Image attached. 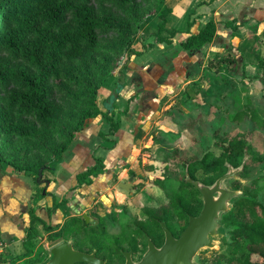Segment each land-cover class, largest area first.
Segmentation results:
<instances>
[{
	"label": "trees",
	"instance_id": "1",
	"mask_svg": "<svg viewBox=\"0 0 264 264\" xmlns=\"http://www.w3.org/2000/svg\"><path fill=\"white\" fill-rule=\"evenodd\" d=\"M172 12L170 0H0V166L12 167L33 177L36 183L48 181L44 172L62 158L86 125L101 114L97 98L114 74L119 58L140 54L131 45L142 23L151 16L159 17L156 43H173L181 31L167 29ZM224 24L234 34L239 33L235 20ZM164 32L170 35L165 36ZM189 33L181 42L182 48L199 50L214 40L217 25L210 20L197 33ZM237 66L234 56L225 57L224 52H218L208 60L206 69L222 74L225 70L235 72ZM191 86L193 93L203 96L207 106H219L211 101L212 95H226L223 88L213 86L210 95L199 82ZM184 96L190 97L188 92ZM187 99L183 100L186 106ZM133 101L134 98L129 100V107ZM177 109L181 110L179 106ZM247 116L255 127L264 129V118L257 110L227 113L232 121L241 122ZM170 117L178 131H190L192 149L201 147L194 125ZM105 118L110 129L102 135L108 143L104 148L113 149L117 142L107 135H115L120 122L112 111ZM250 132L231 135L214 129L215 139L220 140L219 155L202 148L191 156L170 149L167 160L181 168L184 176L178 180L165 177L159 182L169 204L143 206L144 215L153 222L141 223L137 236L145 240L147 229L160 246L164 242L160 222H165L176 237L183 232L189 218L198 216L203 207L199 189L189 182V179L200 182L196 177L199 171L207 175L203 185L213 186L230 172V167L243 168L246 178L251 177L250 169L264 167V153L255 150ZM155 139V145L163 150L167 144L165 137L158 135ZM105 170L104 159L97 158L95 166L77 176V186L92 184L93 178ZM234 184L233 191H242V195L233 198L229 211L224 213L229 214L225 225L231 229L232 254L218 255L213 264H264V175L246 185L240 180ZM137 199L134 201L140 200ZM126 206L127 203L123 208ZM177 218L185 221L182 227H178ZM74 220L69 219L60 233L50 235L52 245L69 241L74 232L70 224ZM81 220L84 223L78 227L83 232L76 234L86 241V223ZM35 259L30 258V264H37Z\"/></svg>",
	"mask_w": 264,
	"mask_h": 264
},
{
	"label": "rangeland",
	"instance_id": "2",
	"mask_svg": "<svg viewBox=\"0 0 264 264\" xmlns=\"http://www.w3.org/2000/svg\"><path fill=\"white\" fill-rule=\"evenodd\" d=\"M200 1L204 0H170V5L175 11L169 27H179L181 31L172 44L156 43L155 34L161 20L157 16H151L142 23L131 45V48L140 54H125L119 58L114 74L104 84L97 98L101 114L91 120L88 126L91 129L84 131L83 140L80 142L83 147L74 150L79 145L74 146L70 152L71 156L75 151L78 152L81 162H78V169L71 171L73 174L67 177V180H70L69 183H75V172H81L91 164L94 165L100 157L106 161L105 175L96 178L94 185L89 189H70L67 192L62 191L59 197L56 196L59 203L54 208L55 214L52 218L47 215L51 229H44L46 233L43 232L37 251L32 252L35 254L31 258L32 261L36 258L34 261L42 264L51 258V255L43 252L44 248H53V239L47 236L48 233L58 231L65 220L68 223L69 217L74 215L79 219L70 224L75 233L83 232V229L78 227L84 223L81 220L83 215L94 219L89 222L83 217L88 234L86 242L90 245L104 241L112 248L117 243L120 245L126 242L124 237L128 231L123 224V217L144 218L142 207L147 203L156 207L167 206L169 198L160 183L165 177L178 180L184 176L181 168L167 160L166 153L170 149H179L183 154L191 156L200 153L202 148L219 155L220 140L214 137V129H219L231 135L252 131L250 142L258 153H264V129L255 127L249 116L241 122L232 121L227 117L228 112L254 109L264 118V82L261 80L264 79V1L255 0L256 2L248 4L245 0H205L208 4L205 6H201ZM209 20L215 21L217 25L214 40L199 50L185 51L181 42L190 35L189 32L197 33ZM226 20L236 21L239 25L238 34L226 27ZM163 35L170 34L164 32ZM218 52H224L225 57L236 58L238 66L235 72L225 70L222 74H217L206 69L208 60L214 58ZM122 74L125 75V82L118 87ZM198 82L210 95L214 87L225 90L224 97L212 95L211 101L219 104L218 107L207 106L208 103L202 95L193 93L191 85ZM185 92L190 95L188 99L183 97ZM133 97L135 100L129 111H126L129 108V100ZM184 99L189 101L188 106L183 102ZM177 106L181 110H178ZM111 111L115 113V120L120 122L121 126L116 133L118 136L115 135L117 146L102 156L99 150L101 144L106 143L102 136L103 131H109V127L106 128L105 115ZM170 116H175V119L181 122L188 120L185 125H194V129L199 132L201 147L192 149L190 131H178ZM190 118L193 119L191 122ZM158 135L164 136L167 142L163 145V150L155 145V137ZM50 166L51 168L44 172L45 179L66 180L64 172L60 170L61 174L56 171V164ZM242 171L243 168L231 169V176L221 182V187L234 190L236 180L246 185L253 178L264 175V167L250 169V178L244 177ZM196 177L203 184L207 175L199 171ZM121 184H131L134 189L132 196L135 195V198H131L128 189ZM199 197L203 201V197ZM134 199L138 201L135 202ZM125 201L135 206H128V210H123ZM124 211L130 213L128 217ZM228 215L221 214L218 235L212 237L215 247L201 250L194 259L196 264H213L218 255L232 254L231 229L225 225ZM101 216L104 221L99 222ZM176 221L178 227L185 224L181 218ZM117 229H120V232L116 233ZM4 254L2 264L5 262ZM105 256L108 257L107 254ZM6 260L11 264H30L29 260L23 262L18 252L14 257L7 256Z\"/></svg>",
	"mask_w": 264,
	"mask_h": 264
},
{
	"label": "crops",
	"instance_id": "3",
	"mask_svg": "<svg viewBox=\"0 0 264 264\" xmlns=\"http://www.w3.org/2000/svg\"><path fill=\"white\" fill-rule=\"evenodd\" d=\"M214 1L215 0H210V2ZM252 1L256 2L255 0H245V2L248 4ZM262 1L264 0H258V2ZM200 4L201 6L208 5L205 3V0L200 1ZM171 7L173 12L169 16L167 27L170 30H179V27H169V25H171L170 20L175 11L174 7ZM173 26H175V24ZM129 109L130 107L127 108L126 111H129ZM90 124L91 121L86 125L84 130L79 133L78 138L71 144L62 158L53 163L54 165L56 164V167L58 168L56 169L57 172H60V170L64 172V178L66 180H61L58 178L57 181L48 180V184L46 182L36 183L33 177L19 173L12 167L0 166V235L5 243L4 264H11V262L7 261L6 258L7 256H16V252H18L20 257L23 258V262L34 257L35 254L32 252H36L37 248L41 245L39 240L42 238L44 233H46L44 232L45 226H49L51 229L52 225L47 222V215L51 218L54 216V208L59 203V201H57V197L61 195L62 191L67 192L70 189H76L77 191L79 189H89L94 185V180L96 178L105 175V173H103L94 177L93 183L90 185L82 184L79 187L77 186V176L95 166V161L94 165L91 164L85 170L77 173L75 172V176L73 177V181H75V183H69L70 180H67V177H71V174H73L72 172L78 169V162H81V157L79 156L78 152L75 151L73 156L70 155V152L74 146L79 145L78 147H75L74 150H77L79 147H83L80 142L83 140L82 137L85 134L84 131H86V129H91L90 127L88 128ZM107 126L110 129L109 123L106 124V128ZM118 131L116 133H118ZM103 132V134H108L109 131L104 130ZM115 135L116 137L118 136V134ZM115 135H113L114 137L112 135H109L110 137L107 135V138L117 142ZM99 140L100 139L98 138V142ZM106 144L108 143L106 142L101 144L99 153L102 156H104L105 152L108 150H112L104 148V145ZM104 163L106 166L105 159ZM62 172L60 173L62 174ZM69 218L71 219L73 216ZM66 223L67 221L65 220L63 226L58 231H52L48 233L47 236L50 237L51 234L60 233L65 227ZM52 246L54 247L55 245Z\"/></svg>",
	"mask_w": 264,
	"mask_h": 264
},
{
	"label": "water",
	"instance_id": "4",
	"mask_svg": "<svg viewBox=\"0 0 264 264\" xmlns=\"http://www.w3.org/2000/svg\"><path fill=\"white\" fill-rule=\"evenodd\" d=\"M124 82L125 75L122 74L118 87ZM115 94L114 91L113 96ZM231 169L233 168L230 167ZM230 176L229 173L224 175L213 186L203 185L198 181L189 179V182L199 189L203 197V207L200 214L189 218L188 226L179 238H175L171 230L163 223L162 227L166 237L164 245L157 248L152 240H149L148 251L142 260L139 263H134L130 254H127L126 264H196L194 259L201 250L215 247L212 237L218 235L221 214L229 211L230 201L240 194L238 191L221 187V182ZM44 182L49 183V181ZM121 186L128 191L132 189L131 184H121ZM84 217L87 221H92L87 215ZM51 254L52 258L46 264H105L95 254L74 250L72 244L67 241L56 244L51 249Z\"/></svg>",
	"mask_w": 264,
	"mask_h": 264
},
{
	"label": "flooded vegetation",
	"instance_id": "5",
	"mask_svg": "<svg viewBox=\"0 0 264 264\" xmlns=\"http://www.w3.org/2000/svg\"><path fill=\"white\" fill-rule=\"evenodd\" d=\"M132 190H134V189H131L128 192L130 196H132L134 194V192H132ZM131 198H135V195L132 196ZM125 203H127V207H126L127 210H128V206H132V207L135 206V204L132 205L131 202L125 201L124 204ZM146 205L147 204H145L143 206L145 207ZM138 207H139V205L137 204L136 208H138ZM144 207H142V213H143L144 218H141V219L134 218V217L130 218V217H128V215L130 213H128V212L126 213V211H124L127 214L128 218L123 217V221H124L123 224L127 228L128 232H127L126 236L124 237V240L126 242H124L123 244L119 245V243H117L116 246L110 248L108 246V243H105L104 241H99V242H95L94 244L92 243V245H93L92 246L89 243H87L86 241H83L82 239H80V237L75 232H73V235L71 236V238L69 239L68 242L72 244L74 250L84 252V253H88V254H95V256L98 259L103 260L105 262V264H126V261H127L126 255L127 254H130L131 259L134 263H139L142 260L144 254L148 251L149 240H152V237H151L150 233H148L149 231H147V229L144 230V239L145 240H143L137 236V231L139 230V225L141 223H145V225H146L148 223L150 224L153 222V220L150 217L144 215V210H143ZM126 208L125 209L122 208V209L126 210ZM75 211L77 212L76 209H75ZM116 214H118V213H116ZM83 217H84V215L82 216V219H83ZM73 218L75 220H77V216H75ZM90 219H92V221H94L93 218H90ZM98 220H99V222L104 221L103 216L100 217ZM85 223H86V221H85ZM163 223H165V222H160L161 227H162ZM166 226H167V224H166ZM162 229H163V227H162ZM118 232H120V229H117L116 233H118ZM182 233L183 232H181L178 235V237H176L174 234L173 235L175 238H179ZM165 238L166 237H165V232H164V242L160 246H157L153 240H152V242L155 244V246L157 248H161L165 243ZM101 239H103V238L101 237ZM96 243H97V245H96ZM44 250H43V252L45 254H47V252H49L51 255V258H52L51 250H49L47 248H44ZM106 254L108 257L105 256ZM121 256H123V257H121ZM51 258H49L48 261H50ZM47 262H45L44 264H46ZM76 264H86V263H76Z\"/></svg>",
	"mask_w": 264,
	"mask_h": 264
},
{
	"label": "built area",
	"instance_id": "6",
	"mask_svg": "<svg viewBox=\"0 0 264 264\" xmlns=\"http://www.w3.org/2000/svg\"><path fill=\"white\" fill-rule=\"evenodd\" d=\"M4 252H5V243L2 240L1 235H0V264L3 263L2 260H3Z\"/></svg>",
	"mask_w": 264,
	"mask_h": 264
}]
</instances>
